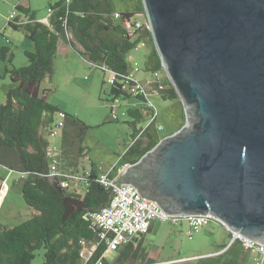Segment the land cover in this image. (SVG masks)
Here are the masks:
<instances>
[{"label": "water", "instance_id": "water-1", "mask_svg": "<svg viewBox=\"0 0 264 264\" xmlns=\"http://www.w3.org/2000/svg\"><path fill=\"white\" fill-rule=\"evenodd\" d=\"M142 2L186 122L120 181L264 241V0Z\"/></svg>", "mask_w": 264, "mask_h": 264}, {"label": "trees", "instance_id": "trees-1", "mask_svg": "<svg viewBox=\"0 0 264 264\" xmlns=\"http://www.w3.org/2000/svg\"><path fill=\"white\" fill-rule=\"evenodd\" d=\"M14 6L27 20L9 24L14 28H23L34 42V49L25 51L27 64L16 66L12 57L7 56L8 47L0 48V56L7 60V71L14 84L6 91V99L0 104V164L26 173L23 197L35 213L15 226L0 223V264H31L39 249L44 250L43 264H82L81 240L98 241V229L85 215L107 204L111 198L109 190L96 180L100 172L107 171H98L93 163L90 169L82 165L81 158L86 156V152L81 142L88 125L76 115L62 112L64 126L62 146L58 151L59 171L64 177L76 175L81 180L77 187L71 189L61 185L63 176H51L47 150L52 144L50 131L57 122L55 114L60 110L48 100L47 90H41V83L52 77L60 39L89 62L118 76L126 74L130 68L127 54L137 48L145 37L153 40L148 19H134L135 15H146L141 0L134 11H117L113 0H58L50 4L52 11L48 22L37 18L30 0H21ZM138 22H142L143 26L138 27ZM144 70H163L154 44L147 54ZM167 83L168 86L159 94L165 100L177 98L178 94L169 79ZM105 92L113 99L130 96L119 83ZM136 97L143 103L147 102L143 95ZM155 111L156 106L154 109L145 104L142 108H128L132 120L127 123L132 132L119 163L122 160L136 162L165 136L157 127L160 124L158 118L151 121ZM142 120H148L147 124L138 127L137 123ZM141 130L143 133L131 144ZM119 163L109 170L111 176L116 175ZM140 237L126 244L115 260L106 264H126L130 260L134 263L138 259H141V264L155 262L141 241L135 246ZM233 244L235 242L230 246ZM104 249L105 244L100 243L93 259L100 256ZM222 262L223 256L217 255L199 259L195 264Z\"/></svg>", "mask_w": 264, "mask_h": 264}, {"label": "rangeland", "instance_id": "rangeland-1", "mask_svg": "<svg viewBox=\"0 0 264 264\" xmlns=\"http://www.w3.org/2000/svg\"><path fill=\"white\" fill-rule=\"evenodd\" d=\"M20 0H0V48L8 47L7 56L12 57L16 66L27 64L26 50L34 49V42L27 36L23 28H14L8 21L7 16L14 5ZM31 7L36 12L39 20L46 18L49 14L51 3L58 0H30ZM142 2V0H141ZM117 11H134L139 6V0H113ZM143 4V2H142ZM144 6V5H143ZM18 16L24 17L20 12ZM146 15H135L134 19L144 21ZM146 42H148L146 40ZM150 51L148 43L139 45L127 54L130 67H138L142 76L145 60ZM7 60L0 56V104L6 99V91L14 84L7 71ZM165 72V71H164ZM112 76L110 70L93 64L81 56L70 45L59 44V50L55 59L52 77H47L41 83V90H47L48 100L56 105L60 112L55 114V119L64 118L62 112L76 115L88 125L83 136L82 145L85 147L86 156L81 158V163L90 169L92 163L98 171H108L119 163L121 156L125 153L131 126L127 123L132 120L128 108L139 107L143 103L136 96L120 97V103H116L112 96L105 91L111 87L108 79ZM159 112V122L165 128L162 135L165 136L180 129L186 122L184 104L178 96L174 99L165 100L161 94L149 96ZM115 113L118 119L113 118ZM136 105V106H134ZM183 109V111H182ZM148 120L137 123L138 127L145 126ZM163 136V137H165ZM50 141L60 151L62 146V135L49 136ZM122 160L119 164H123ZM26 181V173L18 169H10L0 164V223L7 226L18 225L29 219L35 213V209L29 206L23 197V187ZM222 238L223 248L217 251L219 246L216 242ZM143 247L155 262L144 264H195L199 259L213 258L217 255L223 256V261L235 254L246 250L245 259L253 264V253L246 249L241 243L235 242L232 246L229 229L223 224L213 221L195 232L192 237L187 234V224H170L155 222L152 230L140 237ZM230 248L228 249V247ZM221 247V246H220ZM228 249V250H227ZM244 254V253H243ZM118 256V251L107 255L108 261L112 262ZM226 258V259H224ZM146 260V259H145ZM44 250L39 249L31 264H43ZM141 259L127 261L126 264H141ZM145 262V261H144ZM221 264H224L223 262ZM227 264V263H226Z\"/></svg>", "mask_w": 264, "mask_h": 264}, {"label": "built area", "instance_id": "built-area-1", "mask_svg": "<svg viewBox=\"0 0 264 264\" xmlns=\"http://www.w3.org/2000/svg\"><path fill=\"white\" fill-rule=\"evenodd\" d=\"M49 8V15L51 13ZM18 9L14 6L7 15V21L20 23L18 20ZM147 24L149 26L148 20ZM138 27H142V22L137 23ZM2 31L0 30V34ZM146 44L143 40L140 45ZM141 71L138 67H132L126 74L118 76L112 73L108 79L112 85L119 83L126 93L131 96L143 95L147 98V106L155 109L153 101L149 98L150 92L156 94L161 93V90L168 86L169 79L166 72L157 70L150 72V79H142L138 73ZM112 72V71H111ZM116 103H120V97H114ZM115 105H112V111L115 110ZM158 110L154 112L151 121L157 120ZM113 118L118 119V115L114 111ZM150 121V122H151ZM158 129L162 130L163 126L157 124ZM64 126L63 119L54 123L50 136H59L62 134ZM143 133L141 130L133 139V144ZM161 140V139H160ZM58 148L53 143L47 150V156L50 159L51 176H63L59 171V152ZM134 162L126 161L118 166L116 175L111 176L109 171L100 172L96 180L111 194L109 202L100 208L93 209L86 213L85 218L89 220L92 226L98 229V241L90 242L85 239L81 240L83 248L81 250L82 264H106L108 261L107 255L110 252L118 250L121 246L130 243L132 240L146 234L150 231L155 222L170 223L173 225L187 222L189 229L187 234L192 237L195 232L202 229L207 224L216 221L226 226L231 234V243L239 242L246 249L253 253V264H264V241L253 239L244 236L239 231L232 230L225 222L217 217L212 212L207 213H169L165 211L156 200L143 197L138 188L133 183L120 181V176L131 167ZM91 174V173H88ZM66 175V174H65ZM81 177L76 175H66L61 177V185L63 187H77ZM83 184H86L84 179ZM82 184V187H83ZM100 243L105 244V249L100 256L93 259L95 251Z\"/></svg>", "mask_w": 264, "mask_h": 264}, {"label": "crops", "instance_id": "crops-1", "mask_svg": "<svg viewBox=\"0 0 264 264\" xmlns=\"http://www.w3.org/2000/svg\"><path fill=\"white\" fill-rule=\"evenodd\" d=\"M21 1V0H20ZM19 1V2H20ZM30 3H31V1H30ZM17 4V3H16ZM1 14V13H0ZM1 15H3V14H1ZM5 15V14H4ZM3 15V16H4ZM7 16V15H6ZM18 20H19V22L20 23H22V22H24V21H26L27 20V18L26 17H19L18 18ZM41 21H44V22H48L49 21V14H48V16L46 17V18H43ZM152 38V37H151ZM148 41V42H146V43H148L149 45H150V51L152 50V48H153V44H154V42H153V40H151L150 39V37L149 36H147V37H145V41ZM60 41H62V43L64 44V45H70V44H68L65 40H63V39H60ZM60 41H59V44H60ZM59 44H58V50H59ZM149 51V52H150ZM150 72H146L145 74H143L142 76H139L140 78H142V79H150ZM151 94H156V93H154V92H150V94L149 95H151ZM134 106H136V105H134ZM182 111H183V109H182ZM158 122H159V115H158ZM160 123V122H159ZM161 125H162V123H160ZM163 126V125H162ZM165 128L163 127V129L162 130H164ZM162 130H159V131H162ZM110 170V169H109ZM108 170V171H109ZM122 176H120V178H121ZM0 197H1V193H0ZM182 223H186L187 224V230L189 229V225H188V223L187 222H182ZM154 225V224H153ZM153 225H152V227H153ZM152 227H151V229L150 230H152ZM231 235V234H230ZM141 240L140 239H138L137 241H135V246H137L138 244H139V242H140ZM140 243H142V246H143V243L144 242H140ZM225 242H224V240L222 241V238L221 239H219L217 242H216V245L215 246H219V249H217V251H215V252H212V253H209V254H214V253H217V252H219V250L221 249V248H223V246L224 245H222V244H224ZM239 244V243H238ZM221 246V247H220ZM126 247V245H123V246H121L118 250H116V251H118V255H119V253H120V251H122L124 248ZM145 248V247H144ZM247 251L246 250H243V253H240V254H237L236 253V251H235V254L233 255V256H231V257H229V260H228V258L226 259V258H224V259H226L225 261H224V264H245V262H246V259H245V253H246ZM249 262L250 261H247V264H249ZM251 263V262H250Z\"/></svg>", "mask_w": 264, "mask_h": 264}]
</instances>
